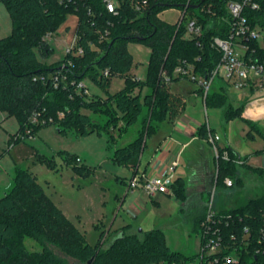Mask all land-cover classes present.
<instances>
[{
  "label": "trees",
  "instance_id": "1",
  "mask_svg": "<svg viewBox=\"0 0 264 264\" xmlns=\"http://www.w3.org/2000/svg\"><path fill=\"white\" fill-rule=\"evenodd\" d=\"M0 1L5 2L13 21L11 35L0 40V111L19 122L10 144L14 146L31 139L41 129L53 125L58 126L60 132L74 128L84 136L99 133L101 129L110 132L120 124L127 133L140 123L136 140L117 149L113 156L119 165L133 168L135 175L147 140L160 129L154 128L153 122H174L186 106V97L173 92L171 85L162 80L161 73L167 72L173 82L176 67L184 61L194 67L198 77L210 73L220 58L211 47V40L213 36L223 35L217 29H224L218 19L228 17L226 4L229 0H147L148 5L142 12L136 11L129 0H124L118 16L109 14L102 0H82L73 6L61 5L58 0ZM188 6H199V9ZM169 8L186 9L189 19L196 18L204 26L201 46L198 40L184 38V26L178 28L159 18V14ZM208 8L211 14L205 13ZM71 15L79 19L76 34L85 54L66 56L63 61L50 65L43 61L53 53L46 36L55 35ZM255 15L264 16V11ZM211 23L216 27L209 28ZM104 27L110 29V38L99 42L96 31ZM130 42L146 43L151 47L147 81L130 73L133 66L128 49ZM107 71L108 76L105 75ZM57 73L64 74L67 81L56 83ZM116 76L125 78V88L111 94L108 89ZM86 80L106 96L85 95L77 89L78 84ZM145 86L149 92L142 97ZM199 92L203 96V91ZM245 104L234 108L224 87L220 91H210L205 99L207 109L225 108L227 120L241 118L256 129L243 117ZM145 109L148 114L144 116ZM34 115L37 117L35 123L32 121ZM94 116L106 118L105 124H96ZM208 133L205 124L198 134L206 140ZM114 137L111 135L112 141ZM230 157L229 162L215 161L219 167L217 187H225L226 178H231L234 184L241 182L235 158L231 153ZM247 160L248 157L244 165ZM49 164L57 169L54 161L50 160ZM75 170L84 176L91 171L79 166ZM256 171L264 173L260 169ZM171 191L176 198L187 201L182 178L175 179ZM202 209L196 218L201 233L206 207ZM263 214L264 195L242 206L222 210L214 219L212 228L222 237L223 247L231 245L232 251L240 252L241 264H264V241H260ZM246 228L251 231L248 237L244 232ZM25 238L35 240L41 250L29 251ZM104 239L102 232L97 243L91 245L86 233L56 205L37 176L28 169L16 167L14 186L0 199V264H200L199 254L188 257L171 251L159 229L150 230L144 239L123 229L106 249L103 248ZM247 241L250 242L248 246ZM49 244L60 248L71 261L60 259Z\"/></svg>",
  "mask_w": 264,
  "mask_h": 264
},
{
  "label": "rangeland",
  "instance_id": "2",
  "mask_svg": "<svg viewBox=\"0 0 264 264\" xmlns=\"http://www.w3.org/2000/svg\"><path fill=\"white\" fill-rule=\"evenodd\" d=\"M181 14L180 9L169 8L161 12L159 18L166 23L176 24ZM70 20L71 16L58 32L48 39L53 53L43 59L44 62L51 65L65 59V47L71 43L76 32L75 27L69 23ZM12 31V18L5 2L0 1V40L7 38ZM128 49L133 57L130 73L140 80L147 81L151 47L146 43L130 42ZM176 78L178 77L175 76V80L171 83V89L186 97V114L198 119L201 124L210 121L220 136V145H231L243 159L250 157L247 164L251 168H264V153H262L264 120L258 121L262 134L252 129L241 118L227 120L225 118L227 109L210 107L205 109L201 99L196 98L197 83L185 78L178 80ZM85 83L90 89V95H100L103 98L106 96L90 81L86 80ZM124 88L125 78L116 76L112 79L108 90L111 94H116ZM221 88V81L216 80L211 91H220ZM147 92L149 88L145 86L141 93L142 97ZM226 93L234 108L240 107L243 102L261 105L264 99V92L251 93L247 89L229 88ZM143 114L144 116L148 114L146 109ZM246 116L243 114V117L248 119ZM93 120L99 125H104L106 122V118L100 116H94ZM164 123L157 121L152 125L154 128H160ZM139 124L131 127L127 133L121 129L123 125L120 124V127H115L110 132L101 129L99 133L84 136L79 135L74 128L60 132L59 127L53 125L41 129L35 137L13 147L9 137L11 134H16L19 122L15 117H9L5 112L0 111V157L1 160L6 158L7 166L16 164V167L32 171L56 205L77 228L86 233L91 245L97 243L102 232L105 233L103 248L106 249L117 232L123 229L137 234L141 239H144L150 230L159 229L163 231L166 245L171 251L188 257L196 256L200 253L202 244L201 232L196 221L198 215L203 212L202 204L207 206V214L211 200L214 201L215 210H230L246 204L251 199L260 198L264 195V173H253L247 166L239 167L243 184H237L232 189L217 187L215 183L211 185L208 179L199 183L192 182L195 168L189 161L192 160L195 147H191L180 160L181 166L177 171V177H182L190 189V192L186 190L189 199L186 202L180 200L173 192L171 195H159L155 198L139 192L135 201L138 207H135L132 201L135 200L137 193L130 192L125 202L122 194L131 181L133 168L119 165L114 161L113 156L117 149L126 147L136 140L141 128ZM111 135L115 136V141H112ZM168 135L163 128L152 133L147 140V150L159 149ZM211 155L209 167L199 163V167H203L206 173L210 170L215 173L212 150ZM50 160L55 162L59 171L50 166ZM76 166L91 171L84 176L75 170ZM198 189L205 190L202 194L203 198L197 192ZM25 245L31 252L41 250L40 244L31 238H25ZM48 247L60 259L71 261L57 246L49 244Z\"/></svg>",
  "mask_w": 264,
  "mask_h": 264
},
{
  "label": "built area",
  "instance_id": "3",
  "mask_svg": "<svg viewBox=\"0 0 264 264\" xmlns=\"http://www.w3.org/2000/svg\"><path fill=\"white\" fill-rule=\"evenodd\" d=\"M82 0H58L61 5L73 6L81 3ZM124 0H102L106 11L109 14L118 16L121 12L122 3ZM136 11L142 12L148 5L147 0H129ZM264 0H229L226 4L228 17H219L218 23L224 28L217 27L222 36H213L211 47L220 54V58L210 73L205 77H198L194 72V67L182 62L175 71L174 77L189 79L197 83L200 90L203 91V98L206 99L211 91L212 85L216 80L221 81L222 88L226 90L247 89L251 93L264 92V16L255 15V13L264 11ZM205 13L211 14V8L205 10ZM75 16V15H74ZM77 17V16H76ZM78 18V17H77ZM79 22V19H78ZM178 28L185 27V39L198 40V45L201 46L202 38L205 35V28L198 22L196 18L189 19L187 10H183L180 20L176 23ZM78 26V23H77ZM216 25L211 23L209 28H215ZM77 30V28H76ZM96 34L99 42H105L110 38V29H97ZM52 35L46 36V40ZM94 47L93 44H91ZM66 56H83L85 48L80 45L79 37L76 32L71 40V43L65 47ZM71 64L70 60H68ZM65 66V64L63 65ZM108 71L105 75L108 76ZM162 80L166 84L172 83V77L165 71L161 73ZM60 80L67 81L64 74L57 73L55 82ZM77 89L85 95H90L89 88L85 82L78 84ZM264 100V99H263ZM63 115H60L62 118ZM32 121L37 122V117L34 115ZM208 128V137L206 142L209 143L214 152L216 162L220 159L231 161L230 152L226 146L220 145V136L212 133ZM29 134L30 131H27ZM237 166L244 164L243 159L233 160ZM179 166L178 160L173 161L155 177H148L145 173L135 174L129 183V188L132 190L143 189L146 194L155 198L160 194H171V187L175 182L176 170ZM217 169L219 167L217 166ZM218 173V172H217ZM218 177V176H217ZM226 187L234 186V181L231 178H226L224 181ZM220 211L214 209V201L211 200L207 208V214L202 222L201 233V250L199 262L202 264H241L240 252L233 250L231 245L223 247L222 237L213 230L212 225L214 219ZM262 228L260 241H264V214L262 218ZM245 235H250V229H245ZM247 246L250 242L247 241Z\"/></svg>",
  "mask_w": 264,
  "mask_h": 264
},
{
  "label": "crops",
  "instance_id": "4",
  "mask_svg": "<svg viewBox=\"0 0 264 264\" xmlns=\"http://www.w3.org/2000/svg\"><path fill=\"white\" fill-rule=\"evenodd\" d=\"M69 23L75 27V31H76L78 18L74 15H71V20ZM199 90H200V88L198 87V89L195 92V96H196V98H200L201 101L205 105V100H204L203 96L200 95ZM89 91H90V89H89ZM175 93H178V92H175ZM186 103H187V100H186ZM205 109H207L206 106H205ZM186 111L187 110H186V106H185V109H184L182 115L176 121H174V122L166 121L162 125V127H160V128L165 129V133H167V135L168 134L169 135H168V137L165 138L164 142L160 145L159 149H157L156 151H154V148L151 151L147 150L148 149L147 148L148 141H147L146 148L144 149V152L142 153L141 158H140L139 162L137 163V166H138L137 171H138V173H145L146 175H148V177H155L164 169L165 166L170 165L175 160H178L179 166L176 170L175 179L182 178V177H177V171L181 166L180 160H182L183 156L185 155L186 151L189 148L195 147V149L193 150L192 156H191L192 160L189 161L190 164H192V166H194V168H195V169H193L195 173L192 175L191 181L195 182V183H199L202 180L206 181L208 179L210 181L211 185L214 183L216 185L215 180H217L218 169H217V164L215 162L216 161L215 156L213 158L214 159L215 173H213L211 170L208 173H206L202 169L203 167H199V163L205 164L204 166H206V167L210 166L209 162H210V159L212 158L211 150L213 152L212 146L209 143H207L206 140L202 139L199 136V134H198L199 130L205 124L210 129H214V128L210 124V121L207 120V122L205 124H201L198 119H193V118L189 117L186 114ZM243 114L245 116L247 115L246 117L248 118V120L256 126L255 130L257 132H261V134H262L263 131L260 129V127L258 125V121L264 120V100H263V102H261V105H256V104H253L251 102H248V103L246 102ZM214 133L217 134L216 131ZM13 135L11 134V136H13ZM252 137H254V135H252ZM15 146H13V147H15ZM222 146H224V145H222ZM226 147L231 148V149L227 148V150L234 156L235 160L243 159V157L239 153L234 151V149L232 148L231 145L228 144V146H226ZM213 154H214V152H213ZM247 157H245V158H247ZM249 158L250 157H248V160L246 161L245 165L243 164L242 166H237L238 170L240 169L239 167L247 166L248 170H250L253 173H259L256 171L257 169L264 171V168H251L250 166H248L247 162L249 161ZM5 159L6 158H3L1 160V157H0V199H2L7 193H9L14 186V177H15V170H16L14 167H16L15 166L16 164H14V165L9 164V166H7ZM240 173H241V170H239V175H240ZM240 178H241V175H240ZM239 184H243L242 178H241V182ZM235 185H237V184H234V186L231 188H228L226 186H225V188L232 189L235 187ZM184 186H185V189L190 192V189L187 187L185 180H184ZM126 187L127 188H125V190H123V193H122L124 196V200H123L124 202L127 200L130 192L137 193V195L135 196V200L132 201L133 202L132 205L135 204L136 197L138 196L139 192L146 193L143 189H135V190L130 189L129 184ZM197 192H199L200 193L199 195H201V198H203L202 194H204L205 190L201 189V191H200L198 189ZM160 195H166V194H160ZM167 195H171V194H167ZM121 207H122V205H121ZM135 207H138V206L135 204ZM202 207L205 208L207 206L205 204H202ZM218 211H222V209H220ZM128 232L132 233L131 231H128Z\"/></svg>",
  "mask_w": 264,
  "mask_h": 264
},
{
  "label": "water",
  "instance_id": "5",
  "mask_svg": "<svg viewBox=\"0 0 264 264\" xmlns=\"http://www.w3.org/2000/svg\"><path fill=\"white\" fill-rule=\"evenodd\" d=\"M203 2H205L206 0H202ZM188 8L190 9H199V6H188Z\"/></svg>",
  "mask_w": 264,
  "mask_h": 264
}]
</instances>
